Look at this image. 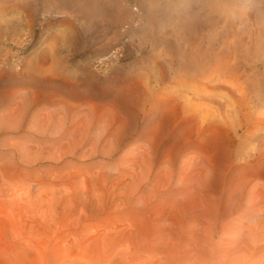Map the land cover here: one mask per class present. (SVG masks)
<instances>
[{
    "label": "rangeland",
    "instance_id": "obj_1",
    "mask_svg": "<svg viewBox=\"0 0 264 264\" xmlns=\"http://www.w3.org/2000/svg\"><path fill=\"white\" fill-rule=\"evenodd\" d=\"M127 1L0 0V264H264V0Z\"/></svg>",
    "mask_w": 264,
    "mask_h": 264
},
{
    "label": "bare ground",
    "instance_id": "obj_2",
    "mask_svg": "<svg viewBox=\"0 0 264 264\" xmlns=\"http://www.w3.org/2000/svg\"><path fill=\"white\" fill-rule=\"evenodd\" d=\"M241 1H242V0H241ZM251 1H252V0H251ZM253 1H254V0H253ZM255 3H256V2H255ZM243 4H244V3H243ZM247 4H248V2H247ZM258 4H259V3H258ZM245 5H246V4H245ZM253 5H254V4H252V6H253ZM259 5H260V4H259ZM252 6H251V7H252ZM256 6H257V5H256ZM258 7H259V6H258ZM262 7H263V5H262ZM252 8H253V7H252ZM260 8H261V7H260ZM245 9H247V8H245ZM260 11H261V10H260ZM254 12H255V11H254ZM261 12H262V11H261ZM256 13H258V12H256ZM261 14H263V13H261ZM256 15L259 16L260 14H256ZM139 16H141V12H139ZM254 16H255V14H254ZM255 17H256V16H255ZM255 17H254V18H255ZM243 18H244V17H243ZM256 18H257V17H256ZM259 18H260V17H259ZM259 18H258V19H259ZM261 18H262V17H261ZM263 19H264V18H263ZM263 19H262V20H263ZM248 21H249V20H248ZM248 21H246V22H248ZM254 21H255V20H254ZM256 21H257V20H256ZM256 21H255V22H256ZM259 21L261 22V20H259ZM252 22H253V21H252ZM257 22H258V21H257ZM260 22L257 23V24L259 25ZM253 24H254V23H253ZM257 24H256V25H257ZM250 25H252V23H251ZM253 27H254V26H253ZM256 27L258 28V27H260V26H256ZM256 27H254V28H256ZM257 28H256V29H257ZM257 30H259V29H257ZM257 30H256V31H257ZM257 33H258V32H257ZM257 33H256V34H257ZM257 35H258V34H257ZM257 35H256V36H257ZM252 38H253V37H252ZM253 41H254V40H253ZM256 43H257V42H256ZM252 44H253V43H252ZM250 45H251V44H250ZM248 46H249V45H248ZM258 46H259V45H258ZM254 47H255V46H254ZM247 48H248V47H247ZM236 49H237V48H236ZM243 49H244V48H243ZM255 49H256V48H255ZM255 49H254V52H258V51H255ZM258 49H259V48H258ZM258 49H257V50H258ZM261 49H262V48H261ZM251 51H252V50H251ZM236 52H237V51H236ZM260 52H261V51H260ZM258 53H259V52H258ZM238 55H239V54H238ZM256 55H257V54H256ZM258 55H259V54H258ZM258 55H257V56H258ZM254 56H255V55H254ZM249 57H251V56H249ZM251 59H252V58H251ZM60 117H61V116H60ZM37 129H38V128H37ZM196 163H197V164H196ZM196 163H195V164L197 165V167L199 166V164H201L200 162H199V164H198V161H197ZM196 165H195V166H196ZM195 166H194V167H195ZM197 167H196V168H197ZM200 167H201V166H199L198 169L201 170L202 168H200ZM203 167H204V166H203ZM204 168H205V167H204ZM204 168L202 169V172L204 171ZM196 170H197V169H196ZM197 172H201V171H197ZM197 174H198V173H197ZM201 174H203V173H201ZM206 175H207V174H206ZM195 176H196V175H195ZM200 176H201V175H200ZM196 177H197V176H196ZM196 177H195V178H196ZM201 177H202V176H201ZM201 177H197V178H198V179H199V178L201 179ZM205 177H206V176H205ZM198 179H197V180H198ZM200 179H199V180H200ZM202 179H206V178H203V177H202ZM203 181H204V180H203ZM198 182H199V181H198ZM200 182H202V180H200ZM205 183H206V180H205ZM203 184H204V183H203ZM235 191H236V190H235ZM239 192H240V191H239ZM242 192L244 193V191H242ZM242 192H240V194H241ZM243 193H242V194H243ZM238 195H239V194H237V196H238ZM239 196H240V195H239ZM241 198H242V195H241ZM244 198H245V196H244ZM244 198H242V199H244ZM236 199H238V198H236V196H235L234 193H233L232 196H231V203H232V206L229 207V209H228L229 212H238V213H240V212L242 211V206H243L242 199H240V200H239V199L236 200ZM234 200H236V202H234ZM247 207H248V206H247ZM252 210H253V209H252ZM208 214H209V213H208ZM212 214H213V212H212ZM212 214H211V215H212ZM217 214H218V216H219V212H218L217 210H214V215L217 216ZM211 215H210V216H211ZM232 216H233V215H232ZM210 218H211V217H210ZM219 218H220V216H219ZM231 218H232V217H231ZM232 219H234V218H232ZM235 219H236V218H235ZM235 219H234L233 221H235ZM239 219H240V218H239ZM215 220H217V219L215 218ZM218 220H219V219H218ZM226 220H227V218H226ZM213 222H216V221H214V216H213ZM222 223H223V222H222ZM224 223H225V222H224ZM215 224H216V223H215ZM215 224L213 223V225H215ZM217 225H218V224H217ZM219 227H220V226H219ZM240 230H241V229H240ZM213 232H214V231H213ZM212 235H213V234H212ZM232 235H233V234H232ZM238 235H239V233H238ZM238 235H237V236H238ZM239 236H240V235H239ZM232 238H235L234 235L232 236ZM236 239H237V238H236ZM236 239H235V240H236ZM230 242H231V241H229L228 243H230ZM237 243H238V242H237ZM237 243H236V244H237ZM210 245H211V243H210ZM237 245H238V244H237ZM239 245H240V244H239ZM225 246H226V245H225ZM228 247H229V246H228ZM236 247H237V246H236ZM214 248H215V246H214ZM225 248H226V247H225ZM218 249H219V247H218ZM223 250H224V249H223Z\"/></svg>",
    "mask_w": 264,
    "mask_h": 264
},
{
    "label": "built area",
    "instance_id": "obj_3",
    "mask_svg": "<svg viewBox=\"0 0 264 264\" xmlns=\"http://www.w3.org/2000/svg\"><path fill=\"white\" fill-rule=\"evenodd\" d=\"M127 3L129 5V7L131 8V10L133 11L135 16H134L132 21L127 23L122 28V33L125 34L126 36L133 33V31H135V29H137V27L140 25V22H141V16H139L140 10H139V7L137 6V4L135 2H133V0H128ZM118 50L115 51V53L119 52Z\"/></svg>",
    "mask_w": 264,
    "mask_h": 264
}]
</instances>
